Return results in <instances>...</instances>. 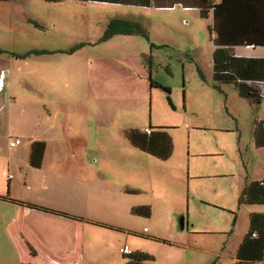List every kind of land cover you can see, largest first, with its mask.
<instances>
[{"label": "rangeland", "instance_id": "rangeland-1", "mask_svg": "<svg viewBox=\"0 0 264 264\" xmlns=\"http://www.w3.org/2000/svg\"><path fill=\"white\" fill-rule=\"evenodd\" d=\"M200 15L176 5L0 1V264H36L9 229L19 205L37 241L73 250L71 264H131L123 244L153 257L144 264L235 257L248 214L264 212L238 202L246 182L264 177V147L252 137L264 89L255 105L215 83L210 20ZM116 16L141 21L147 36L106 37ZM159 126L172 138L167 158L125 137ZM36 140L45 142L39 167L28 160ZM141 205L149 215L132 212ZM53 210L84 221L82 247L74 221Z\"/></svg>", "mask_w": 264, "mask_h": 264}, {"label": "trees", "instance_id": "trees-1", "mask_svg": "<svg viewBox=\"0 0 264 264\" xmlns=\"http://www.w3.org/2000/svg\"><path fill=\"white\" fill-rule=\"evenodd\" d=\"M8 1V0H0ZM57 1V0H47ZM87 1V0H77ZM95 1H107L114 3H131L145 6H183L186 2L183 0H166L161 4L157 0H95ZM157 3L158 5H156ZM207 9L200 8V14L202 17H206ZM216 25L212 24L208 27V32L211 34L216 32ZM106 37H110L116 33H132L139 32L146 36V31L129 21L121 19L111 20L106 28ZM219 34L212 38L214 49L212 53L213 61V79L217 85L228 83L235 86L241 95H243L252 104L258 105L260 103L262 92L261 83H264V57H243L236 56L232 52L229 45L233 43L223 42L219 38ZM244 45H253L250 42H239ZM150 59H148V62ZM158 84L153 80H150V85ZM149 132H144L139 129H127L125 130V137L131 144L140 148L141 150L155 155L159 158H167L172 153V138L169 135L165 127H150ZM253 143L256 147H264V116L260 120H254L252 127ZM45 150L44 141H33L30 146L29 163L33 167H39L42 163L43 154ZM3 199L10 200L19 204H24L22 201L15 200L9 197H1ZM239 204H264V177L257 180H250L245 183L242 192L240 194ZM25 205V204H24ZM28 206L37 207L36 205L26 203ZM52 210V209H51ZM50 210V211H51ZM54 213H58L67 217L76 218L73 215L53 210ZM132 212L140 215H149L150 208L148 205H141L132 208ZM27 246L31 253L34 254V250L31 245L27 243ZM131 260V264H144V262L152 260L153 257L146 252L135 251L130 254L124 255ZM264 260V212H250L248 214V227L247 231L243 235L241 241L238 244L235 260L224 264H253L256 261ZM47 264V263H43ZM211 264H222L220 262H213Z\"/></svg>", "mask_w": 264, "mask_h": 264}, {"label": "crops", "instance_id": "crops-1", "mask_svg": "<svg viewBox=\"0 0 264 264\" xmlns=\"http://www.w3.org/2000/svg\"><path fill=\"white\" fill-rule=\"evenodd\" d=\"M157 1H160L161 4L162 3L165 4L164 2L166 0H157ZM183 1L186 2L183 6L181 5H176V6H181L183 8H194L197 9L198 12H200V8L202 7L205 8V10L206 9L208 10L206 13L207 14L206 17L203 18L210 20L208 27L211 26L212 24H215L217 27L216 32H213L211 34L208 32L211 41L212 38L216 35V33H218L220 35L219 38L222 39L223 42L233 43V45H229V47L232 49L234 55L243 56V57H264V0H183ZM102 2H107V1H102ZM109 3H114V2H109ZM123 4H131V3H123ZM155 4L158 5L157 3ZM131 5H138V4H131ZM141 6H145V5H141ZM173 6L175 5H172L171 7ZM147 7L158 8V9L170 8V6L168 7L166 5H161V6L151 5ZM113 19H121V20L129 21L134 24H137L138 26L144 29L142 25L143 23L136 19L116 16L109 19L108 23ZM116 34L131 35V34H140V33L132 32V33H116ZM239 42H250L253 45H244V44H240ZM213 49H214V44H213ZM257 49H262V50L260 53H255L258 51ZM144 57L145 55L142 56V59ZM260 86L264 89V83H261ZM0 108L2 110L1 106ZM145 128L147 127H144L143 130ZM151 129L152 128H149V130ZM16 146L17 145L11 147H16ZM10 186H11V180H8V192L11 189ZM19 207L20 208H18V210L21 219L20 221L13 222L12 223L13 225H11L9 229L13 230L11 231V233L15 236L16 242L21 249V254L23 258H27L30 261H36V264L44 260L45 261L48 260L46 263H51V264H71L72 260L75 259L73 255V250L71 251L64 250L63 252L56 253L54 251L55 250L54 247L45 245L42 242L37 241L35 236L31 232L29 225L25 223L26 214L29 213L27 211V208H24L20 205ZM58 215L59 217H63L62 219L65 218V219H69V221H74L73 227L75 233L74 235L75 243L76 244L78 243L79 247H82L83 238L85 237L84 221L78 218L74 219L61 214ZM144 230L145 231L147 230L146 227H144ZM86 232L88 233L87 229ZM25 237H27L29 240H27ZM241 239L242 238L240 237L238 239V242H240ZM27 243L31 245L32 249L34 250V254L30 252ZM124 245L125 244L119 247V251L120 248H122ZM74 252L79 253L80 250L76 249L74 250ZM122 255L124 256L127 254H122ZM234 260L235 257H233L230 262Z\"/></svg>", "mask_w": 264, "mask_h": 264}, {"label": "built area", "instance_id": "built-area-1", "mask_svg": "<svg viewBox=\"0 0 264 264\" xmlns=\"http://www.w3.org/2000/svg\"><path fill=\"white\" fill-rule=\"evenodd\" d=\"M144 131L145 132H149V129L145 128ZM19 143H20V140L18 138L9 140V145L10 146H15V145H18ZM120 252L122 254H130L131 253V251H130V249L128 248L127 245H124L122 248H120Z\"/></svg>", "mask_w": 264, "mask_h": 264}, {"label": "water", "instance_id": "water-1", "mask_svg": "<svg viewBox=\"0 0 264 264\" xmlns=\"http://www.w3.org/2000/svg\"><path fill=\"white\" fill-rule=\"evenodd\" d=\"M180 227L183 228L184 227V217L181 216L180 218Z\"/></svg>", "mask_w": 264, "mask_h": 264}]
</instances>
